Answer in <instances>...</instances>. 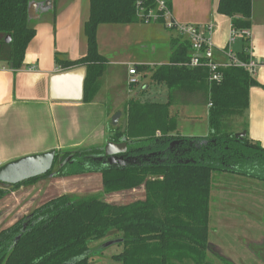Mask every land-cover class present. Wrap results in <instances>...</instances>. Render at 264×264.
<instances>
[{
	"label": "trees",
	"instance_id": "trees-1",
	"mask_svg": "<svg viewBox=\"0 0 264 264\" xmlns=\"http://www.w3.org/2000/svg\"><path fill=\"white\" fill-rule=\"evenodd\" d=\"M30 1L0 0V65L12 66V71L21 68L35 36L28 21ZM165 1L172 12V0ZM136 4L137 0H91L85 25L87 55L76 61L56 57V65L64 71L86 69L84 103L92 102L98 94L108 65L99 53L98 28L140 23ZM145 5L156 7L153 1ZM218 12L231 18L233 29H251L252 0H220ZM159 23L165 24V20L161 18ZM173 39L170 61L151 72L154 83L167 87L168 102L128 100L123 110L126 131L116 127L109 140L120 142L126 137L129 155L139 158L137 163L104 166L96 159L103 155L104 147L56 151L54 166L47 174L15 186L0 183L1 199L6 188L18 189L52 175L100 173L104 193L144 187L145 199L124 205L108 203L97 195L50 199L0 231V264H90L96 249L90 242L102 241L111 233L122 239L123 251L112 258L117 264H215L208 260L213 175L225 173L264 182V148L247 136L242 140L235 137L248 130L250 89L260 84L247 70L237 67L223 69V80L210 83L207 68L187 65L191 43ZM243 48L238 56L248 61V40ZM148 69L137 67L140 73ZM185 93L206 94L211 105L207 137L178 134L171 107L189 102L176 98ZM175 141L179 144L170 147ZM151 153L160 154L159 159L145 160Z\"/></svg>",
	"mask_w": 264,
	"mask_h": 264
},
{
	"label": "crops",
	"instance_id": "crops-1",
	"mask_svg": "<svg viewBox=\"0 0 264 264\" xmlns=\"http://www.w3.org/2000/svg\"><path fill=\"white\" fill-rule=\"evenodd\" d=\"M219 2L220 0H172L171 21L178 24L212 26L210 40L215 49V58L219 62H225L226 51L231 49L239 54L244 49V41L238 40L230 45L232 20L218 12ZM90 13L91 0L30 1L28 21L35 30V36L26 49L24 62L18 71L0 65V167L19 158L51 150L66 152L102 148L109 142L116 127L122 126L125 120L124 105L128 100L161 98L163 87L161 84L149 85V72L170 61L173 52L171 42L173 38L179 37L168 31L170 37L164 38L170 51L167 49L163 57L149 61L151 59L146 55H133L132 48L128 47L129 36L132 35L134 40L137 35V44L143 46L145 52L149 51L143 44L147 41L144 36L146 26L136 23L106 24L98 28L99 53L107 58L108 65L100 79V90L92 102L84 103L83 99L80 102L51 99L52 77L66 72L56 65V57L76 61L87 55L85 25ZM251 21L247 52L259 64L255 79L260 86L250 89L249 108L246 112L249 123L246 132L253 144L258 143L264 148V0H252ZM124 39L128 42L126 45ZM111 52H116L119 57L115 60L109 59ZM131 66L149 68L144 73L137 70L140 83L136 86L128 84V71ZM122 77L125 80L123 86L120 83ZM196 97V93L176 95V98H183L191 103ZM106 98L109 103L105 102ZM150 102L158 103L152 100ZM164 102L165 100L161 103ZM118 113L121 114L118 123L112 124L113 116ZM176 117L177 132L181 136L209 135L210 132L207 131L205 135L183 132L180 118L178 115ZM159 156L160 154L151 153L146 160L159 159ZM236 178L234 181L237 187L243 186L240 188L241 193H246V188L251 185V193L254 195L259 189L258 185L263 182L245 176L237 175ZM77 179L79 176L52 175L48 179L21 186L17 191L33 194L39 188L38 191L44 189L43 196H47L48 189L53 186L64 187L66 183ZM13 193L15 194V190Z\"/></svg>",
	"mask_w": 264,
	"mask_h": 264
},
{
	"label": "rangeland",
	"instance_id": "rangeland-1",
	"mask_svg": "<svg viewBox=\"0 0 264 264\" xmlns=\"http://www.w3.org/2000/svg\"><path fill=\"white\" fill-rule=\"evenodd\" d=\"M146 31V42L143 44L149 50L137 44L138 37L133 40L129 36V49L135 56L146 55L149 61H156L165 55L170 46L164 36L170 37L168 30L161 23L143 24ZM114 27V26H112ZM143 35V34H142ZM124 45L128 42L124 39ZM119 57L116 52H111L109 59L115 60ZM152 73L149 72L148 83L154 85ZM119 80V79H118ZM121 86L125 80H120ZM157 85V84H156ZM163 87L161 98H131L141 102L156 101L168 102L169 91ZM160 92V90H158ZM168 93V94H167ZM109 103L108 98L105 99ZM111 105V104H110ZM111 107V106H110ZM208 104L205 93L197 95L195 100L184 104L174 103L171 112L180 118V127L183 132L205 135L210 132L208 126ZM124 118V117H123ZM249 123V119L247 117ZM112 122V120H111ZM110 122V124H111ZM238 131L240 128L236 127ZM71 162V161H70ZM260 171V170H259ZM237 175L219 174L213 175V190L210 204V249L208 260L215 264H264V182L259 184V193H251L253 186L247 185L246 193H241L237 187ZM253 179V178H251ZM74 180V179H72ZM256 180V179H253ZM235 183V184H233ZM15 190V194L13 193ZM33 194L23 193L17 189L6 188V194L0 199V231L14 224L21 217L31 213L36 207L63 195L87 197L97 195L102 200L116 205H124L136 200L145 199L144 187L124 191L120 193L106 194L103 191L102 177L100 173H89L80 175L77 181L66 183L64 187L53 186L48 189L47 196H43L45 190ZM254 195V196H253ZM121 235L111 233L102 241H91L90 247H95L94 253L90 255V264H117L113 256L123 251ZM226 261V262H225Z\"/></svg>",
	"mask_w": 264,
	"mask_h": 264
},
{
	"label": "water",
	"instance_id": "water-1",
	"mask_svg": "<svg viewBox=\"0 0 264 264\" xmlns=\"http://www.w3.org/2000/svg\"><path fill=\"white\" fill-rule=\"evenodd\" d=\"M10 40L11 38L8 37L7 42H10ZM85 76L86 69L83 67L54 75L51 80V99L55 101L80 102L83 99ZM120 116V113L114 115L112 124H117ZM126 128L127 120L125 119L122 124V133H125ZM246 136V131L235 135L236 138L241 140ZM176 144H179V141L172 142L170 147ZM103 152V155L96 157V159L101 161L104 166H126L139 161V158L130 157L126 137H123L120 142H107ZM55 158L56 151L51 150L41 154L25 156L4 164L0 167V183L15 186L43 176L52 170Z\"/></svg>",
	"mask_w": 264,
	"mask_h": 264
},
{
	"label": "built area",
	"instance_id": "built-area-1",
	"mask_svg": "<svg viewBox=\"0 0 264 264\" xmlns=\"http://www.w3.org/2000/svg\"><path fill=\"white\" fill-rule=\"evenodd\" d=\"M150 1L156 3L155 8L145 5V3ZM136 6L140 23L150 25L152 23H159L160 19L163 18L165 20V24L163 25L168 31L175 33L179 38L188 40L191 43L192 53L187 65L191 68H207L210 83H220L223 80L222 70L229 67L244 68L250 75L255 77L259 64L252 57L248 61H243L239 58L238 54L228 49L226 51L227 60L225 62L216 60L215 49L210 40L212 26L178 24L171 21V12L167 9L165 0H137ZM160 13H163V15ZM250 37V30H235L232 28L229 43L233 45L238 40L246 41ZM128 73L130 76L128 84L130 86L138 85L140 79L137 77V68L131 66Z\"/></svg>",
	"mask_w": 264,
	"mask_h": 264
},
{
	"label": "flooded vegetation",
	"instance_id": "flooded-vegetation-1",
	"mask_svg": "<svg viewBox=\"0 0 264 264\" xmlns=\"http://www.w3.org/2000/svg\"><path fill=\"white\" fill-rule=\"evenodd\" d=\"M131 157V156H130Z\"/></svg>",
	"mask_w": 264,
	"mask_h": 264
}]
</instances>
